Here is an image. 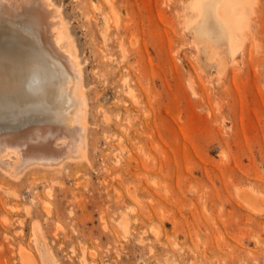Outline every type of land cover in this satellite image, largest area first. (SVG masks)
Listing matches in <instances>:
<instances>
[{
	"label": "rangeland",
	"instance_id": "1",
	"mask_svg": "<svg viewBox=\"0 0 264 264\" xmlns=\"http://www.w3.org/2000/svg\"><path fill=\"white\" fill-rule=\"evenodd\" d=\"M52 1L83 66L88 157L0 171V264H22L38 218L62 264H264V203L238 195L264 200V0L233 59L219 43L221 66L185 0ZM19 19L0 43L30 35Z\"/></svg>",
	"mask_w": 264,
	"mask_h": 264
},
{
	"label": "bare ground",
	"instance_id": "2",
	"mask_svg": "<svg viewBox=\"0 0 264 264\" xmlns=\"http://www.w3.org/2000/svg\"><path fill=\"white\" fill-rule=\"evenodd\" d=\"M261 1L185 0L183 7L194 16L185 15V21L193 29L197 46L203 41L209 57L221 66L225 60L218 57L219 43L226 41L233 59ZM61 14L52 0H0V34L4 33L1 26L7 24L1 21L20 18L31 35L0 43V171L12 178L34 169L60 170L69 160L88 157L89 102L83 66ZM103 21L106 34L110 24L106 16ZM5 188L15 193L12 187ZM50 193L47 188L40 198L47 213ZM238 195L261 210L257 205L264 200L259 194L240 190ZM16 206L8 204L9 209ZM127 217L123 213L118 219L121 227L127 225ZM31 237L34 248L17 247L22 264H62L39 218L32 223Z\"/></svg>",
	"mask_w": 264,
	"mask_h": 264
}]
</instances>
